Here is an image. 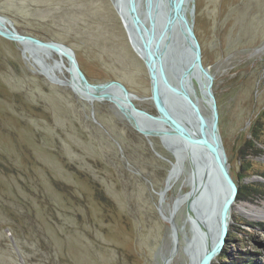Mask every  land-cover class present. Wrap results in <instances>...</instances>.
I'll return each mask as SVG.
<instances>
[{"label":"rangeland","instance_id":"1","mask_svg":"<svg viewBox=\"0 0 264 264\" xmlns=\"http://www.w3.org/2000/svg\"><path fill=\"white\" fill-rule=\"evenodd\" d=\"M195 3L222 141L243 190L224 248L230 259L213 264H264V217L252 218L264 215V0ZM0 14L22 33L71 46L92 82L121 80L140 107L157 112L146 65L112 0H0ZM59 58L0 36V264H163L173 238L155 191L172 165L157 152L175 161L173 154L113 103L59 82L69 78ZM188 172L185 162L163 203L166 215L190 189ZM175 222L182 246L190 235L184 205ZM186 261L181 249L171 264Z\"/></svg>","mask_w":264,"mask_h":264},{"label":"water","instance_id":"2","mask_svg":"<svg viewBox=\"0 0 264 264\" xmlns=\"http://www.w3.org/2000/svg\"><path fill=\"white\" fill-rule=\"evenodd\" d=\"M128 37L142 57L150 78L151 99L156 113L136 103L138 96L121 80L92 82L80 66L75 50L62 42L43 40L20 32L13 21L0 14V36L25 44L29 52L47 48L62 53L70 67L71 80L90 99L114 103L131 126L147 138L160 137L182 172L189 164L187 192L179 193L170 217L161 202L169 187L159 193L158 209L169 221L176 238L169 264L181 249L185 264H213L227 244L232 210L239 185L233 178L220 131V111L213 90L215 76L204 63L202 44L195 31V0H112ZM193 77L203 80L210 114H205L192 90ZM75 91H77L75 89ZM193 122L195 123V129ZM174 147L180 152V156ZM185 206L190 235L178 240L175 213ZM177 227V228H176ZM179 230V229H178Z\"/></svg>","mask_w":264,"mask_h":264},{"label":"bare ground","instance_id":"3","mask_svg":"<svg viewBox=\"0 0 264 264\" xmlns=\"http://www.w3.org/2000/svg\"><path fill=\"white\" fill-rule=\"evenodd\" d=\"M195 2H196V0H195ZM195 9H196V3H195ZM130 40V39H129ZM130 43H131V41H130ZM131 45H132V43H131ZM132 47H133V45H132ZM25 48H28V46L25 44ZM134 48V47H133ZM29 49V48H28ZM40 50H46V51H50V52H53V53H56L60 58V61L62 62V63H66L67 62V58L65 57V55H63L62 53H59V52H56V51H53V50H50V49H47V48H41ZM134 50L136 51V49L134 48ZM46 53H48V52H46ZM136 53L140 56V54L136 51ZM141 57V56H140ZM142 58V57H141ZM61 64V63H60ZM64 65V67H65V69L69 72V78L68 79H65V78H62V79H60L59 80V82H61L62 84H65V85H68L76 94H78V95H80V96H87L86 94H84L82 91H81V89H79V88H77L76 87V85H75V83L71 80V73H70V67H69V65H66V64H63ZM193 87H194V90H192V92H193V94L195 95V97H196V99L198 100V102L200 103V105H201V107H202V109H203V106H202V104H201V101H205L207 104H208V101H207V95H206V90H205V87H204V82H203V80L202 79H200V78H198V77H193ZM75 89L77 90V91H75ZM199 91H200V93H201V95H202V97L201 98H203L202 100L199 98ZM112 103V102H111ZM114 104V103H113ZM115 105V104H114ZM209 105V104H208ZM116 106V105H115ZM117 107V106H116ZM118 109V108H117ZM119 111V110H118ZM121 113V112H120ZM121 115H122V113H121ZM123 116V115H122ZM126 119V118H125ZM193 125H194V129H195V123L193 122ZM145 136V135H144ZM151 138V137H150ZM160 138V137H159ZM161 142H162V140H161ZM162 144H163V142H162ZM164 145V144H163ZM164 147H165V145H164ZM166 148V147H165ZM174 149H175V151L177 152V154L180 156V152L178 151V149L176 148V147H174ZM158 154V153H157ZM171 172H170V178H169V183H170V185H171V187H169L168 188V190H167V192L169 191V190H171L172 188H173V186H174V184L177 182V180L179 179V169H178V166H177V164H175L174 165V167L172 168V166H171ZM183 177V176H182ZM187 181H188V176H187ZM164 190V188L161 190V191H163ZM160 191V190H159ZM155 192H157V194L159 195V193H158V191H155ZM167 192H166V194H165V196H164V200L161 202V205L163 206V203H164V201H165V199H166V195H167ZM239 193V192H238ZM160 196V195H159ZM237 199V198H236ZM236 201V200H235ZM174 204V203H173ZM241 206L244 208V209H247V207H246V205H244V203L243 204H241ZM163 209V208H162ZM250 212H253L254 211V208L253 209H248ZM163 211H164V209H163ZM170 211L172 212L173 211V206L171 207V209H170ZM164 214H165V212H164ZM251 213H249V215H250ZM165 216H169L170 217V215H166L165 214ZM262 217H264V215L262 214V212H256V214H252V218H254V219H258V218H262ZM169 222V221H168ZM177 228V227H176ZM174 236V237H173ZM172 237L173 238H176L175 237V235L173 234V232H172ZM178 240H179V237H178ZM175 246V241L173 242V247ZM173 247H172V249H173ZM172 251V250H171ZM220 255V254H219ZM170 256H168V257H166V258H169ZM218 257V256H217ZM216 257V258H217ZM165 258V259H166ZM172 259H173V257H172ZM172 259H170V262H169V264H171V261H172ZM214 262V261H213Z\"/></svg>","mask_w":264,"mask_h":264},{"label":"trees","instance_id":"4","mask_svg":"<svg viewBox=\"0 0 264 264\" xmlns=\"http://www.w3.org/2000/svg\"><path fill=\"white\" fill-rule=\"evenodd\" d=\"M239 193H238V196H237V198L238 197H241V195H240V191H243L242 190V188H241V186L239 185ZM231 239L228 237V241L227 242H229ZM222 258V259H221ZM226 258L228 259H230V257L228 256V253H227V250L226 249H224L223 251H222V253H220V256L218 255V257L215 259V260H217V259H221V260H225L226 261ZM214 260V261H215ZM222 262H224V261H222ZM225 263H227V262H225ZM230 264H257V263H254V261H250V260H248V261H246L245 262V260L244 261H239V260H237L236 261V263H230Z\"/></svg>","mask_w":264,"mask_h":264}]
</instances>
